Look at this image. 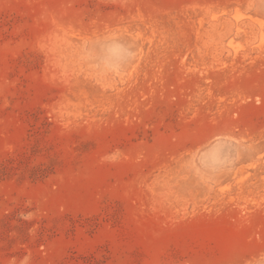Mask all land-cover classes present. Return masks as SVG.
Returning <instances> with one entry per match:
<instances>
[{
    "label": "rangeland",
    "instance_id": "obj_1",
    "mask_svg": "<svg viewBox=\"0 0 264 264\" xmlns=\"http://www.w3.org/2000/svg\"><path fill=\"white\" fill-rule=\"evenodd\" d=\"M0 264H264V0H0Z\"/></svg>",
    "mask_w": 264,
    "mask_h": 264
}]
</instances>
